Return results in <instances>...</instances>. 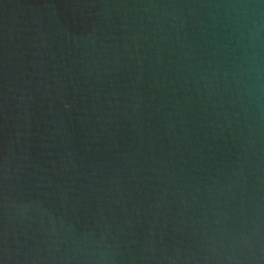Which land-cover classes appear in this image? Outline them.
Wrapping results in <instances>:
<instances>
[{
    "label": "water",
    "instance_id": "95a60500",
    "mask_svg": "<svg viewBox=\"0 0 264 264\" xmlns=\"http://www.w3.org/2000/svg\"><path fill=\"white\" fill-rule=\"evenodd\" d=\"M0 264H264V0H0Z\"/></svg>",
    "mask_w": 264,
    "mask_h": 264
}]
</instances>
